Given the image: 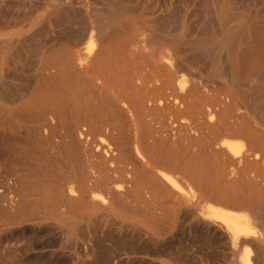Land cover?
Wrapping results in <instances>:
<instances>
[{"label": "bare ground", "instance_id": "1", "mask_svg": "<svg viewBox=\"0 0 264 264\" xmlns=\"http://www.w3.org/2000/svg\"><path fill=\"white\" fill-rule=\"evenodd\" d=\"M6 1L0 264H264V0Z\"/></svg>", "mask_w": 264, "mask_h": 264}, {"label": "rangeland", "instance_id": "2", "mask_svg": "<svg viewBox=\"0 0 264 264\" xmlns=\"http://www.w3.org/2000/svg\"><path fill=\"white\" fill-rule=\"evenodd\" d=\"M4 0H0V2L1 3H3V4H6V3H4L3 2ZM14 1V0H13ZM12 0L10 1V0H8V1H6V2H8V3H11L12 2V9H10L9 11L10 12H12V11H14L13 9H15L16 7H15V5L17 6V8L15 9V11H14V15H18V17H20L21 19H23V21H20V24H21V22H23L24 23V26L21 24V25H19V23H18V21L14 24V25H17L16 27H14V26H10L9 28H13V29H19L20 31H23V33H28V32H26V31H28L27 30V28L29 27V25L27 24V23H25L28 19H30V18H32L35 14V11L36 12H42L43 10L42 9H40V8H31V9H34V10H32V12H31V9L29 8V10H27L28 9V6L25 4V2H28V0H15L14 2H13ZM17 1V2H16ZM22 1V2H21ZM24 1V2H23ZM144 0H141V2H140V4H141V6H140V11H142L141 12V16H142V18H144V19H146V20H148V19H150V18H152L153 17V15H155L156 14V12H157V10L155 11V9H153V8H150V7H148V4H151V3H154V4H157L156 3V1H158V0H145L144 2H143ZM20 2V3H19ZM128 2H130L129 0H128ZM0 3V4H1ZM16 3V4H15ZM22 6H21V5ZM25 4V5H24ZM2 5V4H1ZM10 6V5H9ZM9 6L7 7L8 9H9ZM18 6H20L21 8H22V11H21V8L20 7H18ZM23 6H24V8H23ZM25 6H27V9H25L26 7ZM1 7V6H0ZM15 7V8H14ZM154 8H156V6L154 5L153 6ZM2 9H4V10H6V8H3V6H2ZM7 9V10H8ZM143 9V10H142ZM1 10V9H0ZM27 10V11H26ZM151 10H153V11H151ZM23 12V14H21V12ZM34 11V12H33ZM16 12H18V13H16ZM20 12V13H19ZM25 12H29V13H25ZM19 14H20V16H19ZM27 16V17H26ZM15 17V16H14ZM13 17V18H14ZM15 20H16V18H14ZM26 25V26H25ZM97 215V210H93V211H91L90 213H86V214H83V215H80V216H78V218H77V222H78V224H82L83 223V221H84V228H85V230L86 231H84V232H82V234L84 233L85 234V232H87L85 235H87L85 238H80L81 236H84V234L83 235H78L79 233L81 234V232H79L78 234H76V237H77V240L78 241H80L81 243H83L86 239H88V237H90V238H92V236L94 237V235H92L91 236V225H90V223H88L87 224V220L88 219H90V218H92L93 216H96ZM86 220V221H85ZM58 225V224H57ZM87 225H88V227H87ZM89 227H90V230H89ZM56 229H57V232L61 235V243L63 244V245H65L64 247H65V249L66 250H71L69 247H68V245L66 246V244L65 243H67L68 241L66 240L67 238H66V236H65V234L64 233H62L61 231L59 232V226H57L56 227ZM89 231H91L90 233H89ZM93 234V233H92ZM80 236V237H79ZM64 238V239H63ZM104 238H106V237H104ZM104 238H102V241H104L105 243H107L106 241L108 240V238L107 239H104ZM85 239V240H84ZM83 240V241H82ZM68 244V243H67ZM68 247V248H67ZM81 251L83 252V250H82V248H81ZM83 253H81V260H80V256H78L79 258H78V264H79V261L80 262H82V264H91V262H92V264H95L93 261H90L91 259H93V256L92 255H90V257H89V254H88V257L90 258V260H88L89 258L88 257H86L87 255H82ZM82 256H83V258L85 259V258H87V259H85V261L86 260H88V261H86V262H84L83 263V258H82ZM92 256V257H91ZM227 257V253H226V255H225V258ZM65 264H73L71 261L69 262H66ZM81 264V263H80Z\"/></svg>", "mask_w": 264, "mask_h": 264}]
</instances>
